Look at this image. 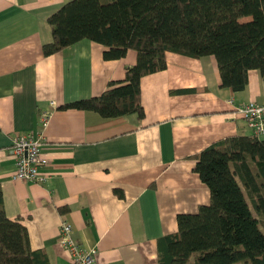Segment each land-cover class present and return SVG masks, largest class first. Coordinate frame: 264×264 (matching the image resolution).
<instances>
[{"label":"crops","instance_id":"1","mask_svg":"<svg viewBox=\"0 0 264 264\" xmlns=\"http://www.w3.org/2000/svg\"><path fill=\"white\" fill-rule=\"evenodd\" d=\"M70 1L0 0L5 216L23 225L31 250L43 251L49 264H68L58 243L62 221L81 247L94 250L95 264H158V241L178 232L177 216L210 204L209 189L195 173L197 156L218 141L253 135L236 109L263 104L264 81L251 70L247 88L235 93L221 87L214 57L167 53L166 69L141 79L142 119L65 110L122 82L137 60L131 50L104 60L105 48L89 40L44 56L51 38L46 21ZM42 113H49L41 150L49 160L43 170L48 180H13V140L36 136Z\"/></svg>","mask_w":264,"mask_h":264},{"label":"trees","instance_id":"2","mask_svg":"<svg viewBox=\"0 0 264 264\" xmlns=\"http://www.w3.org/2000/svg\"><path fill=\"white\" fill-rule=\"evenodd\" d=\"M46 24L51 31L42 47L46 57L82 40L102 45L107 61L129 50L137 54L122 82L110 83L98 97L66 104L65 110L142 119L141 79L164 71L167 53L214 57L221 87L235 93L247 88L251 70L264 81V0H72ZM196 161L210 204L177 216L178 232L158 241V264L191 259L194 264H264V140L226 138ZM0 264H49L43 251L31 250L23 225L5 216L1 190Z\"/></svg>","mask_w":264,"mask_h":264},{"label":"built area","instance_id":"3","mask_svg":"<svg viewBox=\"0 0 264 264\" xmlns=\"http://www.w3.org/2000/svg\"><path fill=\"white\" fill-rule=\"evenodd\" d=\"M237 114L245 121L257 138H264V103L257 105L253 102L241 105L236 109ZM49 124V113H42L39 118V131L36 136L31 134L18 135L12 144V154L15 160L13 180L42 185L47 182L48 175L44 169L49 160L42 155L45 142L44 131ZM58 243L68 254V264H95L94 250H87L72 237V228L62 221L58 230Z\"/></svg>","mask_w":264,"mask_h":264},{"label":"rangeland","instance_id":"4","mask_svg":"<svg viewBox=\"0 0 264 264\" xmlns=\"http://www.w3.org/2000/svg\"><path fill=\"white\" fill-rule=\"evenodd\" d=\"M249 18H244V19H242V21H247ZM188 264H194V261H193V259H191L190 261H189V263Z\"/></svg>","mask_w":264,"mask_h":264}]
</instances>
